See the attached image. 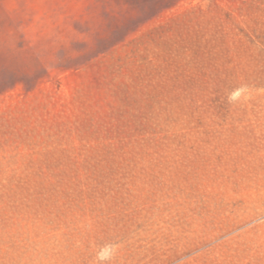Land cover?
<instances>
[{
    "label": "rangeland",
    "instance_id": "1",
    "mask_svg": "<svg viewBox=\"0 0 264 264\" xmlns=\"http://www.w3.org/2000/svg\"><path fill=\"white\" fill-rule=\"evenodd\" d=\"M0 264H264V0H0Z\"/></svg>",
    "mask_w": 264,
    "mask_h": 264
}]
</instances>
